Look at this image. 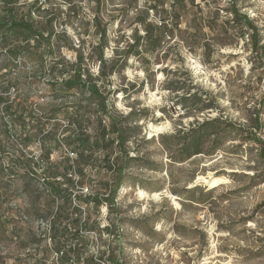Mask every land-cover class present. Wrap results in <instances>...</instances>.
<instances>
[{
  "label": "rangeland",
  "instance_id": "obj_1",
  "mask_svg": "<svg viewBox=\"0 0 264 264\" xmlns=\"http://www.w3.org/2000/svg\"><path fill=\"white\" fill-rule=\"evenodd\" d=\"M35 1L19 0L16 16L20 18L32 10L40 29L45 16L51 19L60 48L53 41L48 49L46 44L31 40L32 49L14 57L9 48L24 43L23 37L18 33L2 36L6 45L0 49V96L9 101L13 112L30 113L42 121L54 106L62 113L53 121H44L41 133L32 129L34 137L26 147L21 121L13 118L16 122L13 124L0 105V264H33L29 257L32 252H27V247H54L52 232L46 234L41 221L50 220L59 203L53 209L47 204L49 195L43 184V169L59 166L58 171L64 173L67 159L73 168L77 167L75 156L68 155L72 147L65 139L77 135L76 111L87 105H91L93 112L97 111L99 103L79 90L64 92L48 83L61 82L73 74L77 54L68 48L70 43L84 54V75L98 79L100 65L96 57L102 44L98 25L107 31L103 47L107 61L104 73L108 75L98 85L112 114L136 111L142 133L132 130V137L157 139L161 134L187 129L195 120L185 116L180 106H174L176 94L167 90L165 70L175 73L174 80L182 84L189 82L186 71L191 72L197 84L187 85L191 92L211 93L217 99L214 105H218L219 111L238 125L247 123L252 113L249 109L258 107L264 99V76L261 70L250 73L251 55L242 41L244 32L237 36L231 29L232 21L224 11L225 0L204 6L198 14L201 24L196 27H191L195 7L186 0L179 30L172 37L168 34L163 48L145 53L140 59L130 57L124 67L123 60L117 61L119 47H126L127 41L131 43L132 30L138 25V11L149 7L152 0H101L100 10L96 8L97 0ZM164 1L169 9L170 0ZM217 9L219 13L215 12ZM241 10L253 20L264 39V0H243ZM153 18L156 23H163L159 15ZM174 22L166 21L170 27ZM209 25H216L224 35L215 37ZM139 34L143 35L141 29ZM221 40L227 41L225 47H219ZM57 65L59 71L54 68ZM12 88L16 92L10 97ZM100 115H94L90 124L84 123L85 134L93 135L98 129ZM217 115L211 112L197 119ZM261 117L264 122V102ZM103 119L108 124L107 118ZM4 123H9L7 134ZM53 129L57 130L53 133L54 140H45L43 131L51 133ZM44 141H47L45 149ZM137 142L130 147H138L146 157L127 170L117 198L124 235L119 241L128 248L125 261L129 264H264V160L257 146H239L237 141L229 140L214 156H198L184 164H175L157 141ZM45 150L50 154L48 164L41 163ZM102 156L96 154L92 166L85 168L83 187L73 186L79 180L73 170L68 175L71 184L61 178L64 188L80 196L105 191L102 185L108 182L112 185L114 175L107 173ZM25 158L35 163L38 179L12 166L16 159ZM108 214L104 205L98 211L88 209L89 224L99 226L96 232H83L91 247H109L114 242L106 231L110 224ZM3 228L8 236L1 231Z\"/></svg>",
  "mask_w": 264,
  "mask_h": 264
},
{
  "label": "trees",
  "instance_id": "obj_2",
  "mask_svg": "<svg viewBox=\"0 0 264 264\" xmlns=\"http://www.w3.org/2000/svg\"><path fill=\"white\" fill-rule=\"evenodd\" d=\"M185 1L170 0V8L166 9L164 0H152L149 7L143 11H138L136 17L138 25L132 30L133 39L131 43L129 41L126 42V47H119L117 61L119 60L120 62V60H123L122 65L124 67L130 57L140 59L145 53L152 54L156 50H161L166 38L172 37L174 31L179 30V25L184 16L182 12L186 8ZM190 1L193 7H195L191 27H196L197 24H201L198 14L202 12L204 6L209 7L212 4H216L219 0ZM225 1L227 6L224 8V11L228 19L232 21L231 29L234 30L237 36L244 32L242 41L246 45V48L249 49L251 55L249 60L250 73L261 70V75L264 76V39L262 32L253 20L246 13L242 12L241 5L243 0ZM18 4L19 0H0V49L6 45L5 39H2V36L17 33L23 37L24 43L12 44L10 46L9 52L14 57L21 56L24 51L29 52L32 49L31 40H37L38 43L43 45L46 44L48 49H50L51 42L53 41L59 49L58 36L55 35L52 29L53 21L45 16L44 23L41 25L42 29H40L34 21L32 10L20 18L16 16V5ZM102 4L101 0L96 1L97 10H100ZM215 12L219 13L220 11L217 9ZM217 13L215 16L218 15ZM150 14H154L153 16L159 15L163 23H156ZM167 20H174L175 22L170 27L166 23ZM139 27L143 31V35L139 34ZM208 28L215 37H222L224 35L222 30H217L216 25H209ZM97 29L99 31L100 41L102 42L99 55L96 57V61L100 65L98 79H93L89 74L84 75L82 69L84 54L79 50H75L70 43L68 48L77 54V63L73 67V74L61 79V82L52 80L48 83L54 89L59 86L60 89L58 90L64 92L79 90L88 95L90 100L99 103L97 111L93 112L91 105L80 107L76 111L77 135L74 139H70V137L65 139L67 145L72 147V153L75 156L77 167L73 168L67 159L64 162V173L58 171L59 166L55 169L53 167L43 169L45 172L43 184L49 195L47 204L52 208L53 205L59 203L53 215L52 236L54 247L64 251L62 264H65L69 257H73L77 264H99L97 260L104 258L115 264H129L125 261V254L128 248L122 247L121 245L124 235L120 223L117 198L124 179L127 176V170L131 169L134 164L142 162L146 157V154L138 147H130V144H133L134 141H138L137 143L157 141L162 151L175 164H184L198 156H214L224 148L229 140L237 141L239 146H243L244 144L257 146L259 155L264 160V122L261 117L264 99L262 98L259 101L258 107L249 109V112L252 113L248 122L238 125L233 123L222 111H219L218 105H214L217 99L211 93L201 92L200 94H193L191 92L187 85H194L196 87L197 84L194 83L195 79L193 74L189 71H186V77L189 82L185 84H182L179 80H174L177 76L175 73H167L165 70L164 74L167 77V90L171 91L172 94H176L173 97L174 106H180L184 110L185 116L195 118L193 124L187 129L178 130L171 134H161L157 139L152 138L146 140L142 135H139L137 138L130 136V131L132 130L142 133V127L137 124V121L140 119L137 118L136 111L132 109L126 115L118 114L117 111H115L116 116L112 114L107 106V99L100 91L98 85V81L106 79L108 75L104 73L107 61L104 58L103 47L107 31L105 27L102 28L100 25L97 26ZM237 40L238 38L236 37V44L238 43ZM226 42V40H221L219 47H225L227 45ZM166 53L163 55H166ZM58 66L54 67L56 71H59ZM112 73L113 71L110 72V74ZM259 83L260 81L257 82V84ZM188 103L191 104L188 105ZM0 105L4 106L13 124L16 123L13 118L21 121V128L25 140L23 144L26 147L33 140L34 133L32 129L41 133V129L45 125L43 123L44 121H53L62 113V111L57 110L56 106H54L45 114L43 117L44 121H42V119H38L30 113L13 112L12 105L9 104V101L5 97L0 96ZM111 109L114 110L113 105ZM11 112L14 113L13 116L10 115ZM211 112H217L218 115L215 118L206 116L201 121L197 119L200 115L205 116ZM97 114H101L100 116H102L97 118L98 129L93 131V135L85 134L83 131L84 123L90 124L93 116ZM103 118H107L108 124L105 123ZM4 124L5 127H3V130L7 134L8 132L5 129L8 130L9 124ZM55 132H57L56 129H53L51 133H45L43 131V138L45 140H54L53 133ZM46 142L44 141L42 144L43 149L46 148ZM117 150H119V153H117ZM98 153L103 154L101 162L106 164L107 173L114 175L113 184L110 185L109 182L105 183L102 185L105 191H99L94 195L88 194L86 196L77 195L69 188H64V185L61 183V178L71 184L72 180L68 179V175L73 170L79 177L76 183H72L73 186L75 188L83 187L85 184L84 170L92 166V163L96 160L95 156ZM49 158L50 154L45 150L44 159L41 160V163L48 164ZM12 166L23 169L27 175L33 179H38L36 165L32 160L26 158L16 159L12 162ZM73 199L76 200L77 206H74ZM102 205L106 206L110 213V215L108 214L110 224L106 228V231L114 242L109 247H101V250L98 251L97 257L95 258L94 247H91L89 242L86 241L85 235L81 233L98 231V225L91 227L89 224L88 209L93 208L98 211ZM84 206L85 209L87 208L85 220H83L81 210V207Z\"/></svg>",
  "mask_w": 264,
  "mask_h": 264
},
{
  "label": "built area",
  "instance_id": "obj_3",
  "mask_svg": "<svg viewBox=\"0 0 264 264\" xmlns=\"http://www.w3.org/2000/svg\"><path fill=\"white\" fill-rule=\"evenodd\" d=\"M34 16V13H33ZM15 89H10L9 96L12 97V93H15ZM13 98L11 99V103L13 102ZM9 124V123H8ZM69 156H73L72 153L68 152ZM87 191V189H85ZM74 206H77V202L75 199H73ZM82 210V217L83 220H85V207H81ZM52 222L53 217L50 220H47L46 222L41 221V225L45 227L46 234L50 235L52 232ZM84 234V233H81ZM49 241H51V238H49ZM33 249V250H32ZM101 250V247H94V257H97L98 251ZM27 252H32L30 254V261L33 264H62V258L64 257V251L58 250L56 247H27ZM99 264H115L112 262H109L106 258L102 260H97ZM65 264H77L75 262V259L73 257H69L68 261ZM83 264V263H82Z\"/></svg>",
  "mask_w": 264,
  "mask_h": 264
},
{
  "label": "crops",
  "instance_id": "obj_4",
  "mask_svg": "<svg viewBox=\"0 0 264 264\" xmlns=\"http://www.w3.org/2000/svg\"><path fill=\"white\" fill-rule=\"evenodd\" d=\"M1 231L5 234V235H9V233H6V228H3V229H1Z\"/></svg>",
  "mask_w": 264,
  "mask_h": 264
},
{
  "label": "bare ground",
  "instance_id": "obj_5",
  "mask_svg": "<svg viewBox=\"0 0 264 264\" xmlns=\"http://www.w3.org/2000/svg\"><path fill=\"white\" fill-rule=\"evenodd\" d=\"M216 185V184H215Z\"/></svg>",
  "mask_w": 264,
  "mask_h": 264
}]
</instances>
